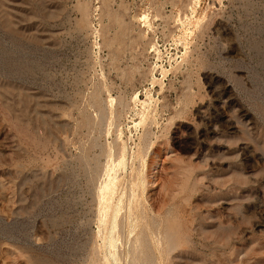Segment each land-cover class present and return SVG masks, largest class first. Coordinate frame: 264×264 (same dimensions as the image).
<instances>
[{"label": "rangeland", "instance_id": "1", "mask_svg": "<svg viewBox=\"0 0 264 264\" xmlns=\"http://www.w3.org/2000/svg\"><path fill=\"white\" fill-rule=\"evenodd\" d=\"M0 264H264V0H0Z\"/></svg>", "mask_w": 264, "mask_h": 264}, {"label": "bare ground", "instance_id": "2", "mask_svg": "<svg viewBox=\"0 0 264 264\" xmlns=\"http://www.w3.org/2000/svg\"><path fill=\"white\" fill-rule=\"evenodd\" d=\"M103 187V186H102ZM105 188V187H104ZM107 189V188H106ZM105 191V190H104ZM102 192V191H101Z\"/></svg>", "mask_w": 264, "mask_h": 264}]
</instances>
